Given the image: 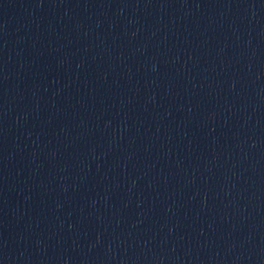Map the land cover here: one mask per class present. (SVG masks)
<instances>
[{"label":"water","instance_id":"obj_1","mask_svg":"<svg viewBox=\"0 0 264 264\" xmlns=\"http://www.w3.org/2000/svg\"><path fill=\"white\" fill-rule=\"evenodd\" d=\"M0 117L264 173V0H0Z\"/></svg>","mask_w":264,"mask_h":264}]
</instances>
